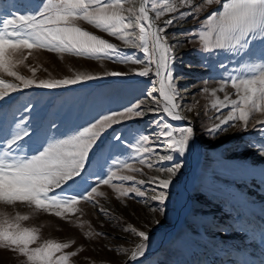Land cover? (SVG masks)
I'll use <instances>...</instances> for the list:
<instances>
[{
	"label": "rangeland",
	"instance_id": "obj_1",
	"mask_svg": "<svg viewBox=\"0 0 264 264\" xmlns=\"http://www.w3.org/2000/svg\"><path fill=\"white\" fill-rule=\"evenodd\" d=\"M148 2L149 6L155 3L159 7L174 0ZM194 2L199 4L201 0ZM140 3L141 0H127L125 7L138 9ZM40 6L41 0H0V16L28 14ZM220 8L221 5L208 6L198 21L191 16L183 20L177 17L176 23L167 31L169 42L175 46V75L182 111L189 116L187 119L173 120L162 112H154L148 107L151 101L145 100L143 111L146 115L107 130L93 149L83 175L66 189L69 194H86V189L95 186L104 193L103 196H95V202L82 200L77 205V212L67 218L36 210L26 203H0V219H14L17 213L27 215L29 218L20 224L39 230L38 244L47 239L74 241L64 250L79 249L77 255L69 259V264H264V156L250 147L264 144V131L252 127L264 119V115L253 113L247 130H241L237 121L236 127L230 124L226 131H207L213 123H218L217 115L223 118L231 110L229 107L217 112L211 104L217 97L222 100L225 94L236 99L230 78L246 73L250 64L261 63L264 44L257 39L246 51L205 50L198 36L191 33L201 30L207 15ZM164 18L167 19L168 14ZM77 24L116 44L121 52L113 60L47 49H33L29 55L28 50H24L21 58H27L14 70L29 78L62 79L80 72L101 74L97 79L54 89H21L0 99V140L11 138L21 129L28 130L30 135L20 142V151L26 154L40 150L53 139L72 135L101 115L123 110L144 98L157 80L154 75L133 74V70L147 66L133 62L137 58L147 59L142 51L126 46L123 41L83 20ZM122 57L128 62H121ZM111 71L128 74L102 75ZM0 79L19 83L2 72ZM222 85L224 91H217L216 96H212L211 90L220 89ZM205 88L208 92L202 91ZM155 95L159 97V93ZM193 105L194 110L187 112ZM160 121L164 123H158ZM18 124L20 128H17ZM165 125L176 130L191 126L194 136L185 154L173 152L172 161L158 162L149 168L134 158L137 154L131 146L142 135L159 138ZM120 135L123 138L117 142L114 136ZM194 143L195 151L192 152ZM147 159L155 162L154 156ZM123 162L140 171L124 168ZM175 163L182 166L166 190L167 199L162 204L150 199L156 191L147 183L143 190L148 199L134 194L124 197L113 189L112 184H96L98 179H107L112 171L117 176L131 175L137 181H147L155 176L164 178L166 173L158 169H166ZM113 184L117 188L134 186L132 182L116 179ZM182 204L185 209L181 212ZM161 207L163 214L159 211ZM100 209H106L107 214ZM128 225L148 231L150 237L144 255L131 262L128 257L139 243V237L125 230ZM24 260L16 253L0 248V264H23Z\"/></svg>",
	"mask_w": 264,
	"mask_h": 264
},
{
	"label": "snow or ice",
	"instance_id": "obj_2",
	"mask_svg": "<svg viewBox=\"0 0 264 264\" xmlns=\"http://www.w3.org/2000/svg\"><path fill=\"white\" fill-rule=\"evenodd\" d=\"M126 3L127 0H41L38 10L28 14L9 13L7 18L0 16V72L19 81L14 84L0 79V99L11 92L30 87L54 89L99 78V73L93 75L80 72L62 79L37 80L14 70L27 58H21L24 50H28L30 55L33 49L115 60L121 49L109 40L78 26L79 20L116 37L128 47L142 51L147 59L141 61L137 58L133 62L147 66L133 70V74L142 77L154 75L157 78L144 98L121 111L101 115L72 135L64 139H53L30 155L20 151V142L30 135L28 130L21 129L11 138L0 140V203H26L34 206L36 210L67 218L69 214L77 212V205L82 200L95 202V196L104 195L95 186L90 187V190L86 189V194H69L66 189L83 175L93 149L107 130L114 125L146 115L143 111L145 100L151 101L148 107L154 112H162L173 120L187 119L182 111L183 104L175 75V46L169 42L167 36L168 28L176 23L177 17L183 20L191 16L198 21L199 16L208 10V6L221 5L220 9L207 15L200 26L201 30L191 33L198 36L205 50L246 51L250 49L251 42L257 39L264 44V0H201L199 4L194 0H174L159 7L155 3L149 6L148 0H141L138 9L125 7ZM166 14L167 19L164 18ZM260 59L261 63L248 65L246 73L230 78L236 99L225 94L222 100L217 97L211 104L217 112L229 107L231 110L223 118L216 116L218 123H213L207 129L209 133L226 131L230 124L236 127L237 121L240 122L241 130H247L253 113L264 115V50L261 51ZM121 62L126 63L128 59L122 57ZM35 71L33 68L32 72ZM127 74L111 71L102 75ZM202 91L208 92V89ZM217 91H224L223 85L220 89H212V96L215 97ZM155 93H159V97ZM194 107L195 105L189 107L187 112H192ZM252 127L264 131V119L258 120ZM17 128H20L19 124ZM161 133L159 138L142 135L131 146L132 151L137 154L134 158L140 159V163L147 164L149 168L158 162L172 161L173 152L181 156L185 154L194 136V129L187 126L176 130L171 125H165ZM122 138V135L114 136L117 142ZM147 144L153 146L147 147ZM250 147L264 156V144ZM152 156L155 157V162L147 159ZM114 165L118 166L116 162ZM123 166L131 171H140L126 162H123ZM181 166L180 163H175L166 169L159 168L158 171L166 173V177L155 176L147 181H137L131 175L117 176L112 171L107 179H98L96 184H112L113 189L124 197L134 194L148 199L146 191L143 190L147 183L156 191L150 199L162 204L167 199L166 190ZM113 179L132 182L134 186L117 188ZM100 210L107 214L106 209ZM159 211L163 214L164 210L161 207ZM28 218L27 215L17 213L14 219H0V248L25 258L23 264H69V259L75 257L79 249L64 250L74 241L58 242L47 239L38 244L39 230L20 224V221ZM125 230L139 237V243L131 249L128 257L129 262L135 261L145 253L149 232L138 230L132 225H128Z\"/></svg>",
	"mask_w": 264,
	"mask_h": 264
},
{
	"label": "bare ground",
	"instance_id": "obj_3",
	"mask_svg": "<svg viewBox=\"0 0 264 264\" xmlns=\"http://www.w3.org/2000/svg\"><path fill=\"white\" fill-rule=\"evenodd\" d=\"M189 116H187V118H188ZM196 146V144L194 143V145L192 146V152L193 151H195V147ZM194 161V160H193ZM185 204H182V208L180 209V211L182 212V210H184L185 209V206H184ZM186 211V210H185ZM181 214H183V213H181ZM181 220H182V218H181ZM181 220H179V222H181Z\"/></svg>",
	"mask_w": 264,
	"mask_h": 264
}]
</instances>
